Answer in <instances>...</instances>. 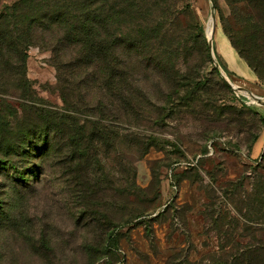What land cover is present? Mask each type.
Segmentation results:
<instances>
[{
	"label": "rangeland",
	"instance_id": "rangeland-1",
	"mask_svg": "<svg viewBox=\"0 0 264 264\" xmlns=\"http://www.w3.org/2000/svg\"><path fill=\"white\" fill-rule=\"evenodd\" d=\"M19 1L0 0V15ZM169 3L172 12H180L183 43L188 40L189 48L200 36L210 48L207 29L214 24L217 4L215 58L203 65L201 85L187 81L193 78L194 58L171 51L189 88L180 85L167 95V82L156 87V79L145 72L139 76L145 93L153 104L161 97L166 105L157 115L149 103L146 119L129 122L109 102L100 112L101 90L92 79L90 86L82 84L77 94L84 103L69 114L81 120L86 134H75L66 144L73 150L99 145L93 148L98 160L93 156L89 164L92 179L56 161L48 177L32 176L22 191V186L11 190L8 184L4 199L12 191V199L20 195V206L10 225L0 223V264H264V106L247 102L245 94L252 90L240 86L222 52L224 40L236 50L234 42L251 34L255 59L264 61V0ZM75 13L74 8L69 15ZM158 31L146 33L155 39L164 33ZM46 37L27 49V76L34 91L24 95L17 81L6 76L0 83V104L7 99L20 113L24 102L39 108L64 105L52 58L51 39L56 37ZM75 99L70 96L69 101ZM95 121L108 127L103 140L92 134ZM128 128L151 137L147 154L135 148L120 154L114 147L115 135L121 137ZM249 247L245 258H237Z\"/></svg>",
	"mask_w": 264,
	"mask_h": 264
},
{
	"label": "trees",
	"instance_id": "trees-1",
	"mask_svg": "<svg viewBox=\"0 0 264 264\" xmlns=\"http://www.w3.org/2000/svg\"><path fill=\"white\" fill-rule=\"evenodd\" d=\"M169 2L21 0L10 11L0 15V83L9 76L17 81V88L24 95H31L34 86L27 76L28 46L45 42L46 34H53L56 38L51 39L52 58L57 67V89L64 103L62 107L39 108L24 102L20 105L22 113L7 99L0 104V223L10 225L15 218L14 210L20 206V195L16 200L12 199V191H9L10 198L4 199L8 194L5 191L8 184L11 190L22 186V191L32 176L48 177L56 161L64 168L69 166L83 178L92 179L89 164L91 157L95 156L93 148L99 145L93 144L92 148L79 146L73 150L70 149L72 144H66L75 134H86L81 120L69 114L70 108L75 107L74 111H78L77 107L84 103L81 94H77L82 84L90 86L92 81L101 90L102 99L97 106L100 112L101 108L108 107L109 102L117 111L124 113L129 122L146 119L149 103L154 105L157 115L166 105V100L162 101L161 97L153 104L145 93L139 77H144L145 72L156 79V87H160L161 82H167V95L172 91L176 93L180 85L189 88L187 81L201 85L199 76L203 65L205 68L209 62L212 63L209 44L202 36L191 48L188 47V40L183 43L180 12L173 13V5ZM74 8L76 13L69 15ZM150 29H159L158 32L164 33L152 39L146 33ZM254 38L249 34L241 42H234V47L258 75V84L264 86V61L255 59L257 45ZM159 44L161 48L157 47ZM118 48H121L120 55ZM171 51L177 57L194 58L189 72V76L193 77L191 80L186 81L180 76ZM203 59L204 62H201ZM83 76L81 82L78 78ZM70 96L78 99L69 101ZM172 104L173 110L179 108L175 101ZM26 112L33 115L26 117ZM107 129L96 122L92 134L98 141L103 140L107 137ZM140 133L143 135L141 140L138 139ZM150 139L140 130L128 128L121 137L119 132L115 135L114 147L120 154H123L124 148H135L143 156L153 147ZM109 246L112 247L111 244ZM249 249H242L237 258H245L251 251Z\"/></svg>",
	"mask_w": 264,
	"mask_h": 264
},
{
	"label": "crops",
	"instance_id": "crops-1",
	"mask_svg": "<svg viewBox=\"0 0 264 264\" xmlns=\"http://www.w3.org/2000/svg\"><path fill=\"white\" fill-rule=\"evenodd\" d=\"M222 47V52L229 62V69L233 72V76L239 82L240 86H247L254 94L264 95V86L258 84L259 77L249 66L248 62L225 40L223 41Z\"/></svg>",
	"mask_w": 264,
	"mask_h": 264
},
{
	"label": "water",
	"instance_id": "water-1",
	"mask_svg": "<svg viewBox=\"0 0 264 264\" xmlns=\"http://www.w3.org/2000/svg\"><path fill=\"white\" fill-rule=\"evenodd\" d=\"M212 11H213V18H212V20H213V23L214 24H213V30H212V33L213 34H212V36H210L209 43H210L211 55L215 58L214 50H213V42H214V35H215V28H216V11H215V7L214 6H213ZM215 64H216L217 68H219L221 70V66H220L219 62L216 59H215ZM222 76H224L233 87L238 88V86H236L234 84V82H232V80L229 78V76L225 75L224 73H222ZM251 94L254 97H256V95L254 93L251 92ZM261 105L264 106V101L261 102Z\"/></svg>",
	"mask_w": 264,
	"mask_h": 264
},
{
	"label": "built area",
	"instance_id": "built-area-1",
	"mask_svg": "<svg viewBox=\"0 0 264 264\" xmlns=\"http://www.w3.org/2000/svg\"><path fill=\"white\" fill-rule=\"evenodd\" d=\"M246 98H248L247 102L249 104H261L262 101H264V96L263 95H256V97H254L251 93L249 94H245Z\"/></svg>",
	"mask_w": 264,
	"mask_h": 264
},
{
	"label": "bare ground",
	"instance_id": "bare-ground-1",
	"mask_svg": "<svg viewBox=\"0 0 264 264\" xmlns=\"http://www.w3.org/2000/svg\"><path fill=\"white\" fill-rule=\"evenodd\" d=\"M211 21H212V23H213V20H211ZM207 30H208L209 36H212V34H213V33H212L213 25H212V26L209 25ZM232 82H233V81H232Z\"/></svg>",
	"mask_w": 264,
	"mask_h": 264
}]
</instances>
